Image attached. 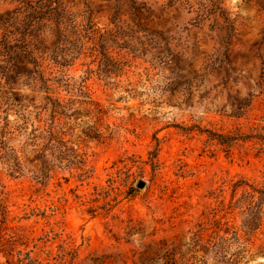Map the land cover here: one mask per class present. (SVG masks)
Segmentation results:
<instances>
[{"label": "rangeland", "instance_id": "rangeland-1", "mask_svg": "<svg viewBox=\"0 0 264 264\" xmlns=\"http://www.w3.org/2000/svg\"><path fill=\"white\" fill-rule=\"evenodd\" d=\"M65 5L77 13L70 26L92 9L110 56L100 43L50 75L47 67L81 47L51 17L33 33L34 56L54 92H46L33 64L8 83L0 69V264L27 263V253L58 264L53 257L71 247L74 264H89L91 255L129 254L152 240L180 244L198 235L230 237L234 229L243 235L240 209L230 205L248 187L234 185L264 183V152L248 145L228 152L208 131L247 129L264 118L253 55L261 0H62L54 7ZM12 7L0 0V12ZM81 91L101 111L82 106L69 119L74 154L40 131L51 123L45 96L79 100ZM81 160L85 171L76 168ZM40 163L52 166L50 177ZM249 248L248 264H264V221Z\"/></svg>", "mask_w": 264, "mask_h": 264}, {"label": "trees", "instance_id": "trees-1", "mask_svg": "<svg viewBox=\"0 0 264 264\" xmlns=\"http://www.w3.org/2000/svg\"><path fill=\"white\" fill-rule=\"evenodd\" d=\"M10 1L13 3V7L5 12H0V69L5 70L3 78H6L7 83L10 77H13V73L25 71V69L28 70L29 65L33 64V67L39 70V78L43 81V85L46 86V92H54L51 91L52 89L48 83L49 78L45 77V70L40 69L39 57L34 56L36 35L33 33V28L37 27L36 23L41 24L46 18H56L58 27L61 23L67 24L69 27L65 25L64 30L66 29L68 33L73 34L81 44L76 55L64 56L60 61L47 67L50 69V75L55 72L64 73L75 64L76 58H80L82 55L86 56L87 48L93 49L100 43L101 45L103 44V47L105 46L107 38L101 32V28H95L97 24L94 22V14L89 6H87L88 8L85 11L82 22L70 26L68 24L70 16H74L77 13L70 10L67 5L64 6L61 12L56 11L54 4L62 0ZM260 10L264 14V0H261ZM58 18H61L60 21ZM230 32L232 31L230 30ZM229 35V38H232V34L230 33ZM230 40L232 42V39ZM226 41L230 42L229 40ZM89 42L93 43V47L92 45L86 47ZM103 49L105 51L99 49V52H103L104 57L109 59V47L106 46ZM254 50L256 51L253 55L259 60V79L257 84L260 93L264 94V23L260 29ZM219 61L221 63L220 68L224 72H228L229 69L226 68L224 58ZM82 64L85 65V63ZM81 93L85 97L79 100L62 99L60 96L52 95L45 96L44 108L50 111L51 123L40 131L48 142L54 143L53 145L56 148L61 151L72 150L74 154L77 149L70 146L73 141L67 138L73 134L69 133L72 130L69 125L71 123L69 119L72 116L76 117L77 114H81L79 110H82V106L88 111L91 109L101 111L97 102L84 91H81ZM76 103H79V105L74 107ZM241 108L242 105H238L234 109L233 115L240 116ZM39 128L41 129V126ZM91 130L93 128H90ZM90 131L86 132V135L91 138ZM204 131L201 129V132ZM208 132L209 139L216 140L228 152L234 145H248L257 148L259 152H264V118L254 122L247 129L242 126H236L227 132ZM80 162L81 165L76 168L85 171V161L81 160ZM36 167L45 177H50L52 166H42L41 164V167H39V164H36ZM241 184L247 185L248 189L230 207L233 210L240 209V214L243 218L240 229L243 231V235L239 234V229H234L231 230L230 237L221 235L204 238L198 235V238L193 237L180 244L169 243L166 239L152 240L143 243L136 250L133 249L129 254L115 251L91 255L89 256V264H248L251 256L249 248L250 236L264 221V183L239 181L234 187L237 188ZM89 211L94 215L95 209H89ZM77 256L78 250L71 247L68 250L62 249L53 258L56 262H59L58 264H74ZM29 257L30 253H27L25 257V259H28L27 263H24V259H18V261L22 262L21 264H42L39 259H29Z\"/></svg>", "mask_w": 264, "mask_h": 264}, {"label": "water", "instance_id": "water-1", "mask_svg": "<svg viewBox=\"0 0 264 264\" xmlns=\"http://www.w3.org/2000/svg\"><path fill=\"white\" fill-rule=\"evenodd\" d=\"M138 185H139V187H144L145 182H144V181H140V182L138 183Z\"/></svg>", "mask_w": 264, "mask_h": 264}]
</instances>
